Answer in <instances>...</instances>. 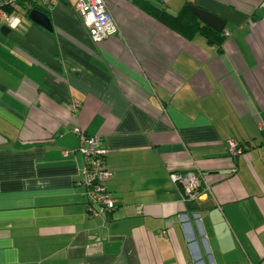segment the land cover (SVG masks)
<instances>
[{"label": "crops", "instance_id": "0c3cea01", "mask_svg": "<svg viewBox=\"0 0 264 264\" xmlns=\"http://www.w3.org/2000/svg\"><path fill=\"white\" fill-rule=\"evenodd\" d=\"M136 1L105 0L119 31L99 42L53 7L60 71L0 36V264H264V0L166 2L224 18L221 49ZM76 125L108 149L110 211L77 185ZM173 170L202 174L204 208Z\"/></svg>", "mask_w": 264, "mask_h": 264}, {"label": "built area", "instance_id": "2783aa9c", "mask_svg": "<svg viewBox=\"0 0 264 264\" xmlns=\"http://www.w3.org/2000/svg\"><path fill=\"white\" fill-rule=\"evenodd\" d=\"M167 1L162 0V3L166 4ZM59 2L61 0H0V20L3 25L13 29L18 23L13 14L18 6L28 10L35 5L51 10ZM72 7L75 15L85 25L92 41L99 42L119 31L105 0H76ZM7 9L12 11L9 12ZM79 104L78 99H72L68 104L73 115L77 113ZM73 130L80 138L79 151L83 156L81 177L77 185L85 187L91 204H98L100 211H110L114 208L115 202L103 185V181L110 175L105 166L108 149L103 138L97 134H86L78 125ZM228 149L232 154H239L242 151L232 141L228 143ZM169 177L178 186L182 200L186 203L197 202L204 194L213 195L211 187L200 172L173 170ZM193 216L197 221L198 214L194 213Z\"/></svg>", "mask_w": 264, "mask_h": 264}, {"label": "water", "instance_id": "95a60500", "mask_svg": "<svg viewBox=\"0 0 264 264\" xmlns=\"http://www.w3.org/2000/svg\"><path fill=\"white\" fill-rule=\"evenodd\" d=\"M189 9L213 30L221 32L224 29L226 23L224 18L197 6H189ZM28 17L32 24L24 32L19 33L2 25L0 33L50 68L60 71L61 63L57 59L59 49L57 40L52 35L54 29L51 19L38 9H31ZM191 208L198 209L204 206L201 202H194Z\"/></svg>", "mask_w": 264, "mask_h": 264}, {"label": "trees", "instance_id": "16d2710c", "mask_svg": "<svg viewBox=\"0 0 264 264\" xmlns=\"http://www.w3.org/2000/svg\"><path fill=\"white\" fill-rule=\"evenodd\" d=\"M61 1L67 2V0ZM136 2L145 12L152 15L158 21L183 37L191 39L196 34H200L206 38L208 43L216 44L219 46V49H221V44L225 39L223 35L224 29L221 32H217L204 24L189 9L190 3H186L177 13L173 14L166 10L165 4L160 7H156L147 0H137ZM31 9H38L49 17L50 9L33 5L32 8L27 10V12L29 13ZM7 10H9V12L12 11V9Z\"/></svg>", "mask_w": 264, "mask_h": 264}, {"label": "rangeland", "instance_id": "374dc122", "mask_svg": "<svg viewBox=\"0 0 264 264\" xmlns=\"http://www.w3.org/2000/svg\"><path fill=\"white\" fill-rule=\"evenodd\" d=\"M76 0H67V2L69 4H74ZM162 4V3H161ZM163 5V4H162ZM168 7V4L166 5V8ZM14 16L16 17V19L18 20L20 26H22L23 29L21 28H16V30L20 31V32H24L25 29H28V27L32 24L29 17H28V12L26 9L22 8L21 6H18L17 7V10H15L13 12ZM2 21L0 20V28L2 26ZM27 27V28H26ZM0 36H3L1 33H0ZM5 37V36H3Z\"/></svg>", "mask_w": 264, "mask_h": 264}]
</instances>
